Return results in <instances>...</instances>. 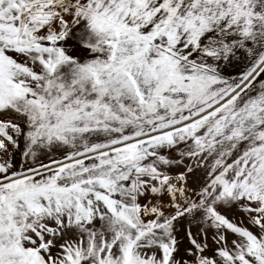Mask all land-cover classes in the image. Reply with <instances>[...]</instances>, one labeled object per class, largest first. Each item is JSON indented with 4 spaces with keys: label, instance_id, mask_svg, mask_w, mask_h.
Segmentation results:
<instances>
[{
    "label": "snow or ice",
    "instance_id": "6c2138e0",
    "mask_svg": "<svg viewBox=\"0 0 264 264\" xmlns=\"http://www.w3.org/2000/svg\"><path fill=\"white\" fill-rule=\"evenodd\" d=\"M0 264H264V0H0Z\"/></svg>",
    "mask_w": 264,
    "mask_h": 264
}]
</instances>
